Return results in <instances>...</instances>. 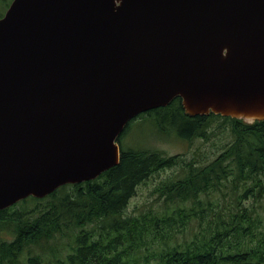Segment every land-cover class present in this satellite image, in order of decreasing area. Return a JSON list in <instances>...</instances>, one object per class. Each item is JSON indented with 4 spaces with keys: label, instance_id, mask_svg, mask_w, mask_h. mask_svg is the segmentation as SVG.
<instances>
[{
    "label": "water",
    "instance_id": "1",
    "mask_svg": "<svg viewBox=\"0 0 264 264\" xmlns=\"http://www.w3.org/2000/svg\"><path fill=\"white\" fill-rule=\"evenodd\" d=\"M264 120V0H12L0 18V211L119 164L138 115Z\"/></svg>",
    "mask_w": 264,
    "mask_h": 264
},
{
    "label": "trees",
    "instance_id": "2",
    "mask_svg": "<svg viewBox=\"0 0 264 264\" xmlns=\"http://www.w3.org/2000/svg\"><path fill=\"white\" fill-rule=\"evenodd\" d=\"M10 3L0 0V18ZM148 117L157 133L196 146L190 157L121 147L96 179L1 210L0 264H264V120L191 117L180 97L132 121ZM225 131L232 139L200 160L202 142ZM162 170L173 176L155 188L158 206L129 212L138 184Z\"/></svg>",
    "mask_w": 264,
    "mask_h": 264
},
{
    "label": "rangeland",
    "instance_id": "3",
    "mask_svg": "<svg viewBox=\"0 0 264 264\" xmlns=\"http://www.w3.org/2000/svg\"><path fill=\"white\" fill-rule=\"evenodd\" d=\"M10 1L11 0H9V3ZM149 118L150 117L144 118L143 120L139 118L130 122V128L128 129L127 134L123 136L120 147H123L125 150L157 148L159 150H163L167 155L185 153L188 157H190L193 150L196 149V146L191 148L188 142H182L173 137H169L168 135L157 133L152 127L153 124L150 122ZM168 129L172 133L176 132V129L170 126H168ZM216 132H219V130H216ZM231 139L232 136L229 132L225 131L224 135L219 134L217 136H213L210 141L202 142V145L199 148V151L202 153L199 157L200 160L209 161L214 158L217 154H219L218 152L220 146L224 142L230 141ZM188 148H191V150L187 151ZM172 176V170H162L152 174L150 177L138 184L136 187V193L129 201L127 207L128 211L141 213L156 208L159 204L156 201L159 193L155 190V188L159 186L161 181Z\"/></svg>",
    "mask_w": 264,
    "mask_h": 264
}]
</instances>
